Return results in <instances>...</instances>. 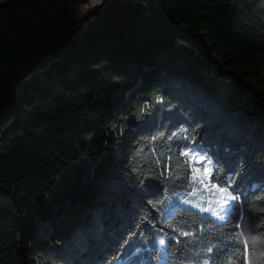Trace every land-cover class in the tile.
Masks as SVG:
<instances>
[{"label":"trees","instance_id":"trees-1","mask_svg":"<svg viewBox=\"0 0 264 264\" xmlns=\"http://www.w3.org/2000/svg\"><path fill=\"white\" fill-rule=\"evenodd\" d=\"M87 25L0 120V264H243L246 203L264 264V0H103ZM204 164L230 214L163 212L207 200Z\"/></svg>","mask_w":264,"mask_h":264},{"label":"water","instance_id":"water-1","mask_svg":"<svg viewBox=\"0 0 264 264\" xmlns=\"http://www.w3.org/2000/svg\"><path fill=\"white\" fill-rule=\"evenodd\" d=\"M101 0L0 1V120L18 104L17 86L44 64L70 53Z\"/></svg>","mask_w":264,"mask_h":264},{"label":"rangeland","instance_id":"rangeland-1","mask_svg":"<svg viewBox=\"0 0 264 264\" xmlns=\"http://www.w3.org/2000/svg\"><path fill=\"white\" fill-rule=\"evenodd\" d=\"M3 1V0H1ZM103 0H101L102 4ZM188 198L186 200H183L182 198L184 197V194L181 193H172L168 197H166L160 204V208L163 212L167 211L168 209L180 204L183 205L184 207L188 209H192L195 211L202 212L201 209L204 207L205 202L209 205L210 211L212 209H216L217 212L219 211V205L215 203V201L220 199V194L216 193L215 195L212 194V192L208 191L207 192V200L205 198L204 192L202 191V188L199 186L197 183V187H194L188 194ZM240 201L238 200V205L240 208ZM230 201L228 202V204ZM244 203V202H243ZM196 205H199L197 207ZM251 206V205H250ZM253 207V206H252ZM248 207V203L243 204L240 208V212L242 213V218H243V224L241 225L242 228H239V232L242 236V239H246L249 242V257L248 259L250 260L251 264H263L262 261L260 260L259 253L257 251L256 245L251 239V231L252 228L254 227L256 221L253 216V210L254 207ZM212 215V214H210ZM246 231H248V234H244ZM163 241V243H161ZM157 244L161 247H164L166 244V241L164 238H161L157 241ZM124 249L121 251L120 255H118L116 258L110 260L107 262V264H126V262L123 261V254H124ZM240 256L243 260V264H247L244 258V243L240 249ZM264 259V256H263Z\"/></svg>","mask_w":264,"mask_h":264},{"label":"snow or ice","instance_id":"snow-or-ice-1","mask_svg":"<svg viewBox=\"0 0 264 264\" xmlns=\"http://www.w3.org/2000/svg\"><path fill=\"white\" fill-rule=\"evenodd\" d=\"M182 155L188 157V156H190V152L185 151L182 153ZM191 159L193 161H196L197 163H202V161H203L202 157L200 158V160H197V157L191 156ZM212 172H213V169L208 167L207 164H204L202 170H201V168H194L193 169L192 180L194 183L198 181L201 185H205V187L208 188V191L212 192L213 195H215L216 193L220 194V199L215 201V203L219 205V213L217 212L216 209H212L211 213L213 216H218V218L220 220H223L225 215H228L231 212V209L229 207H225V206L228 205L229 201L237 200L239 197L232 195V193L229 191V187H220L216 184L206 185L205 181L212 175ZM199 177H202V178H199ZM196 206L199 207V205H196ZM201 211H209V209L202 208ZM220 213H223L224 215H220ZM182 235L190 236V235H193V233L184 232V233H182ZM161 243H163V241H161ZM243 243H244L245 261L247 262V264H251L250 260L248 259V257H249V242L247 240H244Z\"/></svg>","mask_w":264,"mask_h":264}]
</instances>
